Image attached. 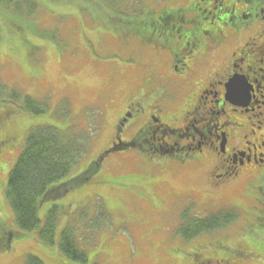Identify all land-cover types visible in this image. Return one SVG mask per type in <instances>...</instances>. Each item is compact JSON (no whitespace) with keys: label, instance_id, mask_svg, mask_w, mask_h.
<instances>
[{"label":"rangeland","instance_id":"rangeland-1","mask_svg":"<svg viewBox=\"0 0 264 264\" xmlns=\"http://www.w3.org/2000/svg\"><path fill=\"white\" fill-rule=\"evenodd\" d=\"M13 1L20 9L0 0V75L7 89L46 99L48 108L35 115L6 98L1 103L12 110L0 122V140L13 129V140L3 144L0 156V210L11 229L15 226L6 181L29 128L50 125L87 138L88 149L71 168L70 178L111 140L118 115L133 98L149 110L162 108L164 119L181 118L183 112L173 101L181 90L176 84L179 77L168 76L171 59L164 49L154 52L150 40L169 42L160 41L157 33L145 34L143 26L131 31L117 21L118 17L128 21L133 12L144 10L141 7L163 0H34L42 4V11L37 6L30 14L32 0ZM169 5L176 7L174 2ZM151 12L156 10L143 13ZM157 64L164 70V81L152 79ZM196 166L187 157L132 148L114 151L83 185L39 208L41 225L51 206L58 209L52 245L35 233L22 234L12 242V250L0 251V264H23L28 254L44 264H191V260L213 264L196 260L195 251L201 258L219 257L237 242L250 247L246 255L216 264H264V170L248 185L238 182L210 189ZM230 205L240 216L229 230L188 240L178 232L185 209L198 217ZM69 224L86 251L84 263L59 250L60 232Z\"/></svg>","mask_w":264,"mask_h":264},{"label":"flooded vegetation","instance_id":"flooded-vegetation-1","mask_svg":"<svg viewBox=\"0 0 264 264\" xmlns=\"http://www.w3.org/2000/svg\"><path fill=\"white\" fill-rule=\"evenodd\" d=\"M188 8L194 28L180 35L174 25L187 41L168 50L169 74L179 77L173 101L183 107L181 118L164 119L162 108L149 110L133 98L105 148L123 140L116 147L192 158L206 166L205 184L222 188L264 170V0H191ZM161 34H172L170 27ZM154 73L166 77L158 64ZM83 170L93 171L90 165ZM16 236L0 210V249L11 248Z\"/></svg>","mask_w":264,"mask_h":264},{"label":"trees","instance_id":"trees-1","mask_svg":"<svg viewBox=\"0 0 264 264\" xmlns=\"http://www.w3.org/2000/svg\"><path fill=\"white\" fill-rule=\"evenodd\" d=\"M186 1L185 3H189ZM140 9H144L141 10L143 12L150 11L147 6ZM175 10L165 8L160 12L158 18L153 17L151 13L133 12L128 21H125L122 17H118L117 21L125 29L128 28L131 31L136 26L139 28L143 26V28L145 27V33L148 30L147 26L150 25L151 33H157V38L160 41L167 39L171 48L175 50L179 49L180 45L187 40H177L179 38L177 36L168 35L166 38L160 35V28L167 27L169 25L167 22H180L181 13ZM159 19L161 22H158ZM175 43L179 45L177 46ZM7 87L0 75V107L6 106L1 104L3 99L6 98L11 104L15 103L19 108L31 114L38 115L46 112L48 108L46 99L39 100L23 93L21 89H7ZM7 111L1 112L2 115L0 113V122L12 110ZM12 131L13 129L8 130V135L0 142L3 144L11 142L13 140ZM71 132V129L59 130L50 125L29 128L24 146L7 176L5 194L13 210L14 226L21 234L35 233L39 240L47 245H52L54 242L58 209L54 205L51 206L47 210L44 222L41 225L38 216L39 208L43 203L56 200L68 190L81 186L89 178L88 175H83L80 176L81 178L67 180L66 176L71 168L88 149L87 138ZM239 212L238 209L227 206L204 217H196L189 216L188 210H185L178 231L184 239H192L213 232L217 233L220 230H225L236 221L240 216ZM74 230L72 225H67L62 229L58 244L59 250L68 259L84 263L87 261V255L85 250L78 244ZM245 245L242 242H239V244L237 242L235 246L230 247L228 256L223 255L219 256V259H214L222 263L235 262L234 255L242 254L240 250ZM255 251L253 253H256ZM244 252L246 253V251ZM24 264L44 263L37 256L29 254L26 256Z\"/></svg>","mask_w":264,"mask_h":264},{"label":"water","instance_id":"water-1","mask_svg":"<svg viewBox=\"0 0 264 264\" xmlns=\"http://www.w3.org/2000/svg\"><path fill=\"white\" fill-rule=\"evenodd\" d=\"M101 159H102V157H101Z\"/></svg>","mask_w":264,"mask_h":264}]
</instances>
